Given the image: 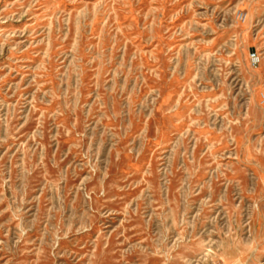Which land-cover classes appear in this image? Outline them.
Listing matches in <instances>:
<instances>
[{"label": "rangeland", "instance_id": "rangeland-1", "mask_svg": "<svg viewBox=\"0 0 264 264\" xmlns=\"http://www.w3.org/2000/svg\"><path fill=\"white\" fill-rule=\"evenodd\" d=\"M0 264H264V0H0Z\"/></svg>", "mask_w": 264, "mask_h": 264}]
</instances>
